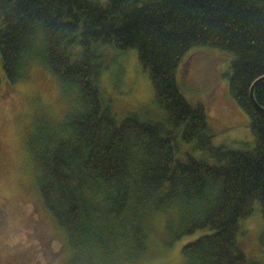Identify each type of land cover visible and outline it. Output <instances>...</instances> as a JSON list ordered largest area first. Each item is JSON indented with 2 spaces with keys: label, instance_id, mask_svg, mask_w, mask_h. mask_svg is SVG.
<instances>
[{
  "label": "trees",
  "instance_id": "1",
  "mask_svg": "<svg viewBox=\"0 0 264 264\" xmlns=\"http://www.w3.org/2000/svg\"><path fill=\"white\" fill-rule=\"evenodd\" d=\"M0 21L6 81L40 66L68 101L26 140L41 201L73 251L68 264H137L159 216L168 245L206 230L183 245L185 264L247 263L240 223L256 202L264 218V0H0ZM197 46L232 55L230 93L250 116L253 148L216 145L207 107L182 92L180 65ZM130 48L165 120L119 121L103 97L104 58ZM179 135L216 162L178 159Z\"/></svg>",
  "mask_w": 264,
  "mask_h": 264
},
{
  "label": "rangeland",
  "instance_id": "2",
  "mask_svg": "<svg viewBox=\"0 0 264 264\" xmlns=\"http://www.w3.org/2000/svg\"><path fill=\"white\" fill-rule=\"evenodd\" d=\"M106 2L107 0H102ZM1 25V21H0ZM104 58L100 88L105 101L112 105L119 121L136 113L141 118L165 120V110L155 100V90L138 51L130 48L111 50ZM232 55L212 47H193L184 56L178 74L186 98L203 102L207 107L216 145L250 149L256 145L250 116L230 93ZM0 200L6 212L0 220V264H68L72 249L65 244L64 231L43 205L36 182L35 162L27 151L28 133L40 116L59 120L68 107L63 89L52 73L40 66L32 67L29 77L10 85L4 76L0 52ZM177 142V158L188 155L216 162L195 142ZM165 218L155 221V233L146 257L137 264H185L183 245L206 230L187 235L168 245L164 234ZM264 218L259 202L251 216L240 223L237 244L246 253L247 263L264 264ZM151 250V252H150Z\"/></svg>",
  "mask_w": 264,
  "mask_h": 264
},
{
  "label": "flooded vegetation",
  "instance_id": "3",
  "mask_svg": "<svg viewBox=\"0 0 264 264\" xmlns=\"http://www.w3.org/2000/svg\"><path fill=\"white\" fill-rule=\"evenodd\" d=\"M5 208H6L5 204H3L2 201L0 200V220L5 215L6 212Z\"/></svg>",
  "mask_w": 264,
  "mask_h": 264
}]
</instances>
